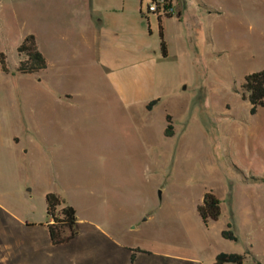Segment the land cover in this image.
<instances>
[{
	"label": "rangeland",
	"instance_id": "1",
	"mask_svg": "<svg viewBox=\"0 0 264 264\" xmlns=\"http://www.w3.org/2000/svg\"><path fill=\"white\" fill-rule=\"evenodd\" d=\"M90 1L0 0V264H130L136 249L151 255L134 264H213L221 253L264 264V109L251 116L240 97L245 77L264 71V0H174L172 18L149 12L153 0H124L128 24L151 30V52L115 51L113 83L85 71L71 30L57 36L79 19L63 5ZM29 35L63 70L16 74ZM59 92L73 101L55 102ZM20 112L37 120L33 139ZM208 192L222 213L205 225L197 208ZM49 194L77 213L62 246L45 229Z\"/></svg>",
	"mask_w": 264,
	"mask_h": 264
},
{
	"label": "crops",
	"instance_id": "2",
	"mask_svg": "<svg viewBox=\"0 0 264 264\" xmlns=\"http://www.w3.org/2000/svg\"><path fill=\"white\" fill-rule=\"evenodd\" d=\"M63 6L67 9H72L79 19L76 20L75 23L77 25L75 27L67 25L69 28H67L68 30L63 33L58 31V39L62 42L69 40L71 36H69L67 32L71 30V34L81 43L80 45L83 48V50H75L76 58L78 59L86 56L88 59L89 57L88 61L86 60L81 63L87 73L101 71L102 73L110 75L113 83L114 78L112 75L115 71L107 67L111 66L113 63L115 64L113 57L115 51L123 55L151 52L150 44H147L149 36L152 35L151 30L148 32L143 27V22L140 21L139 18H137L131 26L128 24V18L126 20L127 16L125 17V13L128 11V4L124 0H94L74 8L67 5ZM42 54L47 61V69L44 72L50 71L51 68H58L60 69L59 71L63 70V65H65V63L63 64L61 61L58 63L51 61L44 51ZM153 55L156 57L157 53L153 52ZM113 86H115L121 101L123 103H129L119 91L118 85L115 83ZM73 99L74 96L72 94L68 92H59L56 94L55 102L57 101L65 105L66 103H71ZM148 103L149 102L143 103V107ZM18 105L20 104L18 103L17 106ZM20 110L21 108L19 106V111ZM18 115H20L19 121L22 123V126L24 124L23 127L26 128L27 137L33 139L37 136V125H35L37 124V120L34 118V115L29 116L26 114V116L23 117L21 112ZM47 138L46 133L43 132V139ZM15 140L17 142L19 141L18 138H15ZM25 154H29V152ZM45 229L48 231L47 226ZM218 255L215 256V259Z\"/></svg>",
	"mask_w": 264,
	"mask_h": 264
},
{
	"label": "trees",
	"instance_id": "3",
	"mask_svg": "<svg viewBox=\"0 0 264 264\" xmlns=\"http://www.w3.org/2000/svg\"><path fill=\"white\" fill-rule=\"evenodd\" d=\"M164 3L157 7V12H163L166 18H172L170 12L173 10L174 0H163ZM157 2V0H153ZM161 38V52L163 57H167V45L164 40L162 29V18H158ZM17 53L24 60L19 63L16 69V74L20 76H36L47 69V61L43 54L39 51L36 43V38L33 35L27 36L22 44L17 48ZM7 58L4 53L0 54V68L3 74L8 75L9 69L7 66ZM240 97L242 101H247L250 104V115L255 116L259 109H264V71L250 74L245 77L241 87ZM159 104V100L151 101L146 109L152 111ZM165 137L171 138L173 134V126L171 118L167 117V128ZM46 213L48 217L47 228L49 231L50 240L53 246H62L68 244L76 238L77 213L76 210L65 204L57 195L49 194L46 196ZM60 208V210H59ZM197 213L203 224L207 225L210 222H217L221 217V202L212 193H206L202 198L201 205L197 208ZM230 229V226L228 227ZM223 239L227 241L237 242L236 237L230 230L222 233ZM130 264L136 261V254L151 255L147 251L140 249L130 250ZM213 264H246V255L239 254H219Z\"/></svg>",
	"mask_w": 264,
	"mask_h": 264
},
{
	"label": "built area",
	"instance_id": "4",
	"mask_svg": "<svg viewBox=\"0 0 264 264\" xmlns=\"http://www.w3.org/2000/svg\"><path fill=\"white\" fill-rule=\"evenodd\" d=\"M164 1L163 0H157L156 6L155 7H150L149 12L151 13H156L157 12V7L160 4L161 6L163 5Z\"/></svg>",
	"mask_w": 264,
	"mask_h": 264
}]
</instances>
